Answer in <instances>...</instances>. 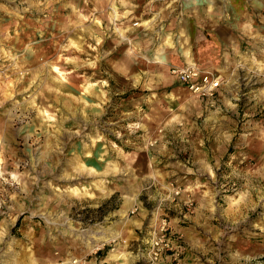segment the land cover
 Returning <instances> with one entry per match:
<instances>
[{
    "label": "rangeland",
    "instance_id": "1",
    "mask_svg": "<svg viewBox=\"0 0 264 264\" xmlns=\"http://www.w3.org/2000/svg\"><path fill=\"white\" fill-rule=\"evenodd\" d=\"M157 1L0 0V264H142L125 222L147 206L140 237L179 194L189 263L264 264V0H184L190 35L161 41L195 60L223 41L214 103L155 76ZM175 161L199 200L163 173Z\"/></svg>",
    "mask_w": 264,
    "mask_h": 264
},
{
    "label": "crops",
    "instance_id": "2",
    "mask_svg": "<svg viewBox=\"0 0 264 264\" xmlns=\"http://www.w3.org/2000/svg\"><path fill=\"white\" fill-rule=\"evenodd\" d=\"M159 2L157 0H136V5L137 4H141L142 6H146L147 3L151 4L153 2ZM160 1H164L161 2L162 4H164V6L160 7L161 9L159 10L160 12H158V14H156L154 17H150V19H153V21H151L149 24L143 26L142 29V35H147V37H144L142 39V41H145V44L142 43L143 46V54H147L148 56H153V60H151V63L155 64L156 66V71H155V76H158V80H161V82L163 84H170L173 82H178L174 76H172L170 74L169 68L173 65H183V64H194L196 66H198L199 68L206 70L205 68H210V64H214V60L215 57H217V53L220 51V46L222 44V40L219 43V47L216 45V41L214 39L213 42H215L214 46H209L208 44H206V46L201 47V48H196V52L194 53V56L197 58L196 60L194 59L193 56H191V52L192 50L188 47H186L184 50H181L180 48H178V46L174 47V43L171 44H166L161 42L163 39L167 41V36H174V34H178V33H182L184 32L186 36L190 35V30L189 27L186 25L183 26L181 24L178 23L179 20H187L189 17L187 14H185V10L186 9V3L184 0L179 2V0H160ZM197 3H201L199 0H196ZM159 3V4H161ZM161 4V5H162ZM166 5V6H165ZM196 9V13L197 15L199 14V6L196 5L194 7ZM206 14H208L205 11ZM208 16V15H207ZM194 18V17H193ZM182 22V21H181ZM210 23V22H209ZM215 24H217L218 22L215 20L214 21ZM213 24V23H212ZM181 30V32H180ZM220 31L215 30V32L213 34L217 35L218 39L220 40ZM164 36V37H163ZM223 37V36H222ZM172 40V39H171ZM150 43L151 48H146L144 45H147V43ZM141 46V47H142ZM175 48V49H174ZM150 52V53H149ZM223 53H225L223 51ZM204 54H206V58L203 56ZM190 56V57H189ZM179 64H176L178 63ZM211 62V63H210ZM213 66V65H212ZM160 70V73L158 71ZM154 72V71H152ZM157 72L159 75H157ZM161 76V77H160ZM154 78V77H153ZM156 78V77H155ZM220 92V91H219ZM218 92V94H219ZM170 153L166 152V156L169 157ZM174 166L176 167V170L174 172L169 171V169L167 170H163V173L165 174V176L169 175L172 176L173 179L177 180V184L176 186H181L180 190L182 191V187L184 190L189 189L191 190L190 192H192L195 195V200H199L200 199V188H196L197 185H199L198 179H195L196 185L194 183V175L191 174H185L186 171H188L187 173H190V171H192V169H185V167H181V163L178 161L173 162ZM211 169V168H210ZM198 182V183H197ZM198 191V192H197ZM182 193V192H181ZM185 197L183 196V194H179L177 196H172L171 199L169 200L170 203L168 205V210L169 208L171 209L170 211L172 213H174V215H169V224L170 227L172 228V230L177 233V234H183L184 238H182L183 243L187 244L191 242V237L188 233V227L189 226H184L181 225V223H179L178 221L181 220L180 222H184V221H191L192 224H194L193 222L196 221L197 218L196 215L193 217H190L187 214L182 215V217H176L175 214H178V210L179 212H181V210L179 209L182 205V203H184ZM174 202V203H173ZM148 207L144 206V207H140V213L141 216L137 217V218H132V219H127V221L125 222L126 225L128 224L130 226V229L126 231L124 237L127 238L128 240L131 241H135V245L132 249L136 250L137 245H138V239L139 236L136 235V231L135 229H137L138 227L140 228L145 220V215H147L148 213ZM151 208V207H150ZM151 215H153V217L151 219L146 220L147 223L146 225L148 226L149 224H152L151 221L155 220V213L151 212ZM144 217V218H143ZM146 227V226H145ZM184 244V245H185ZM100 249V248H99ZM133 250L128 251V250H122V251H118L117 253H121L123 254V256H121L122 260L119 262H116L115 264H134V257L132 255ZM97 253H101L100 251ZM127 253V254H126ZM187 252L185 249V254H184V260L186 262V264H197V263H189L187 260ZM107 260H112L109 258V256L107 255ZM119 260V259H118ZM116 260V261H118ZM113 261V260H112Z\"/></svg>",
    "mask_w": 264,
    "mask_h": 264
},
{
    "label": "built area",
    "instance_id": "3",
    "mask_svg": "<svg viewBox=\"0 0 264 264\" xmlns=\"http://www.w3.org/2000/svg\"><path fill=\"white\" fill-rule=\"evenodd\" d=\"M169 71L196 97L209 103L216 101L221 87L220 75L194 64L173 65ZM160 208L162 206L158 207ZM137 210L138 207L134 206L129 213L133 214ZM137 247L138 259L142 264H186L182 235L172 230L167 213L161 212L159 218L147 226L138 239Z\"/></svg>",
    "mask_w": 264,
    "mask_h": 264
},
{
    "label": "bare ground",
    "instance_id": "4",
    "mask_svg": "<svg viewBox=\"0 0 264 264\" xmlns=\"http://www.w3.org/2000/svg\"><path fill=\"white\" fill-rule=\"evenodd\" d=\"M85 193V191H84ZM119 233H115V234H110L108 236H105V235H102V236H98V238L96 239L95 243H93L92 245L89 246L88 249H95L96 247H98L99 245L103 244L104 242H108L112 239H115L116 237H118ZM109 257L114 261V260H117L120 255L118 253H109Z\"/></svg>",
    "mask_w": 264,
    "mask_h": 264
}]
</instances>
